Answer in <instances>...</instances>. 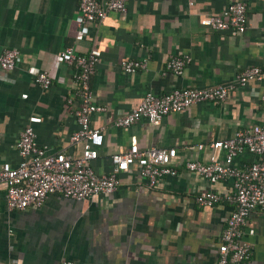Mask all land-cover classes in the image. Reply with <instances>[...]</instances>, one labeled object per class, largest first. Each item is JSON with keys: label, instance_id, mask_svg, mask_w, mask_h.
<instances>
[{"label": "crops", "instance_id": "1", "mask_svg": "<svg viewBox=\"0 0 264 264\" xmlns=\"http://www.w3.org/2000/svg\"><path fill=\"white\" fill-rule=\"evenodd\" d=\"M237 1L246 3L249 13L243 34L200 25L201 19ZM78 2L0 0V54L19 51L12 71L0 68V169L19 163L15 143L26 125L50 152L81 154L83 143H69L77 129L72 110L78 106L72 69L54 61L61 50L73 47L80 53L91 48L101 52L90 79L95 103L106 107L91 115L92 126L104 128L94 144L95 173H109V155L126 151L135 139L141 150L175 149L171 164L177 174L148 188L133 166L120 174L121 185L112 194L86 201L52 194L40 207L22 211L5 208L1 186L0 264H214L233 208L224 198L233 193L232 181L211 184L184 165L223 160L224 152L210 148L211 142L264 124V77L236 86L223 102L194 104L158 125L142 119L120 129L110 122L137 107L147 93L228 85L244 69L262 67L264 0H128L125 14L110 12L76 41ZM172 56L190 59L179 76L165 69ZM141 59L146 68L136 73L119 67L121 60ZM30 67L50 75L49 89L33 83ZM255 158L243 152L234 166L243 168ZM203 191L223 199L201 207L195 198ZM241 240L250 246L245 264H264V207L248 216Z\"/></svg>", "mask_w": 264, "mask_h": 264}, {"label": "built area", "instance_id": "2", "mask_svg": "<svg viewBox=\"0 0 264 264\" xmlns=\"http://www.w3.org/2000/svg\"><path fill=\"white\" fill-rule=\"evenodd\" d=\"M127 1L79 0L76 41L85 37L86 28L102 23L110 12L125 14ZM248 14L246 3L237 1L229 4L219 14H210L201 19L200 25L212 31L243 34L248 27ZM18 57L17 49L3 50L0 54V68L5 72L12 71ZM100 58L101 52L95 48L80 53L73 47H66L55 55L56 63L65 64L72 69L71 78L78 106L72 110L77 129L71 134L69 143H83V150L79 156L62 151L50 152L47 146L37 143L32 126L26 125L15 143L19 163L14 168L0 169V187L4 186V206L8 211L38 208L52 194L74 201L112 194L121 185L120 174L127 173L133 166L148 188H153L163 177L177 174V169L171 164L172 159L177 156L175 149L150 147L141 150L135 139L131 140L126 151L109 155V173L99 175L91 167V163L98 158L94 144L104 130L102 127L92 126L91 115L106 111L105 106L95 103L90 87L91 76ZM189 60L186 56H172L166 62L165 69L179 76ZM146 65V59L119 62L120 69L129 74L144 70ZM27 73L40 89L50 88L51 78L46 71L30 67ZM263 77L264 65L253 66L238 73L235 82L228 85L178 88L162 95L147 93L137 107L113 118L110 124L126 129L144 119L158 125L169 114L182 112L194 104L223 102L236 86L243 87L251 81H260ZM209 147L224 152V159L211 160L207 164L186 162L184 168L211 184L227 179L232 181L233 193L224 198L232 203L233 208L220 237L218 258L214 264H245L250 257V246L248 242L241 240L242 228L253 211L264 207V124L237 131L231 138L211 142ZM197 148L202 149L203 145H198ZM243 152L256 158L245 167L238 168L234 166V159ZM222 199L213 191H203L195 201L201 207L211 208ZM249 233L253 234L254 231L250 230ZM59 264L75 263L62 260Z\"/></svg>", "mask_w": 264, "mask_h": 264}]
</instances>
